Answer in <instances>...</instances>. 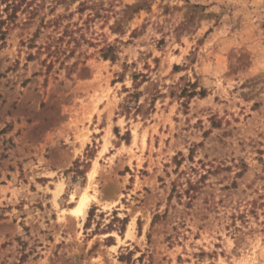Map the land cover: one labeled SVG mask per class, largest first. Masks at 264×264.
<instances>
[{"label": "rangeland", "instance_id": "rangeland-1", "mask_svg": "<svg viewBox=\"0 0 264 264\" xmlns=\"http://www.w3.org/2000/svg\"><path fill=\"white\" fill-rule=\"evenodd\" d=\"M0 264H264V0H0Z\"/></svg>", "mask_w": 264, "mask_h": 264}, {"label": "bare ground", "instance_id": "bare-ground-1", "mask_svg": "<svg viewBox=\"0 0 264 264\" xmlns=\"http://www.w3.org/2000/svg\"><path fill=\"white\" fill-rule=\"evenodd\" d=\"M90 175H91V177H93V174L92 173ZM86 196L87 195L83 196L79 200V205L75 209H73V212L74 213H76V214H82V213L85 212V209H86V207L88 205V202H89L88 197H86Z\"/></svg>", "mask_w": 264, "mask_h": 264}, {"label": "trees", "instance_id": "trees-1", "mask_svg": "<svg viewBox=\"0 0 264 264\" xmlns=\"http://www.w3.org/2000/svg\"><path fill=\"white\" fill-rule=\"evenodd\" d=\"M112 49H113V47L112 46H108V48L106 49V50H103L104 52V55H103V57L105 58V59H109V58H111V59H115V56H111V54H110V52L112 51Z\"/></svg>", "mask_w": 264, "mask_h": 264}]
</instances>
